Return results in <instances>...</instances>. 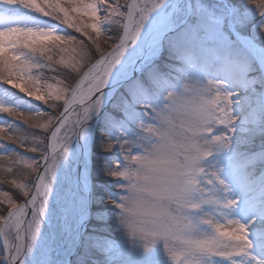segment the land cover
Wrapping results in <instances>:
<instances>
[{"label": "snow or ice", "instance_id": "1", "mask_svg": "<svg viewBox=\"0 0 264 264\" xmlns=\"http://www.w3.org/2000/svg\"><path fill=\"white\" fill-rule=\"evenodd\" d=\"M113 26L121 32L118 43L74 86L46 74L79 72L91 56L83 38L101 52ZM165 49L174 63L162 71L156 61ZM121 88L113 107L122 117L103 114ZM60 101L58 115L40 107L54 110ZM189 111L195 126L182 119ZM101 119L100 146L118 149L101 169L115 187H122L132 162L165 139L182 160L184 223L159 233L172 264H264V142L257 151L240 150L264 137V0L238 6L232 0H0V160H9L6 172L24 165L36 174L32 185L10 181L24 203L0 192L8 206L0 215V264H70L51 259L42 223L54 215L49 197L73 137L91 138L92 121ZM23 126L52 128L48 142L21 135ZM99 188L98 199L111 207L92 212L85 175L72 209L65 205L62 230L73 244L91 241L109 264L116 242L85 237L83 229L93 215L101 223L116 221L122 197Z\"/></svg>", "mask_w": 264, "mask_h": 264}, {"label": "rangeland", "instance_id": "2", "mask_svg": "<svg viewBox=\"0 0 264 264\" xmlns=\"http://www.w3.org/2000/svg\"><path fill=\"white\" fill-rule=\"evenodd\" d=\"M120 2L123 4L124 0H120ZM204 2L208 5H214L218 3L219 0H204ZM243 2L244 0H232V3L237 6ZM123 10L126 11L127 9L125 8ZM62 27L66 28V26ZM67 31L71 32L74 35H77L79 38H83L80 37V34L75 33L71 29H67ZM120 34V30L113 26L109 30V32L101 39V52H97L94 46L91 45V42L87 41L86 38H83L89 46L91 56L84 63L79 72H69L68 70L61 68L58 72H50L48 70H45L46 74L49 77L59 76V78L64 80L65 84L71 88L75 85L78 78L82 76V74L86 71L87 68L90 67L91 64L99 59L101 55H104L112 50L113 45L118 43V36ZM156 63L160 66L162 71H167L168 69L165 66L167 64L174 63V61L169 58L168 51L167 49H165L162 56L156 61ZM136 75L139 76V73H137ZM124 91L125 90L123 88L120 89V92L117 93V95L111 100V102L106 105L105 110L102 112L103 114L110 113L117 119L122 117L121 108L113 107V105L119 104L120 93H123ZM37 103L39 104V102ZM62 106V101L58 102V107L54 110L50 109L46 105H40L43 111L51 112L54 115L59 114ZM72 119H74V116L72 117ZM95 126L96 129H94L90 150V187L91 191L93 192L90 205L93 213L106 212L111 207L110 203L107 200L98 199L100 195V185H103L109 190V192L116 195L120 191L115 187L116 181H114V178L103 175L101 171V169L104 168L105 157L118 156V149L107 150L102 148L100 144L102 140V131L105 126V121L103 119L98 122L96 121ZM69 127H71V125H69ZM50 129L51 128L47 130H41L23 126L21 128L20 134L31 135L32 133H35L37 136L43 137L44 142L46 143V137L49 134ZM69 134L72 135V132L69 131ZM60 135L63 136V132ZM262 142H264V137L257 136L252 144L242 145L240 150L248 152L257 151L260 149ZM20 151L23 152L24 150L21 149ZM76 153L77 150L70 149L66 159L61 162V165L59 166L60 171L58 172V181L53 186V194L49 197V207L50 209L54 210V215L50 221L45 220L42 223V230L50 234V247H56V240L52 237L51 230H61L62 216L66 210L65 205L68 206V210H71L74 205V201L77 200L76 196L73 195V190H75L76 188L74 178L75 175L73 174V168L76 164ZM27 155L30 157H34L37 160L40 159V153L28 152ZM7 167H9V160L7 158H5L4 160H0V192H8L18 203H24L26 197H24L19 190L15 189L10 181L15 179L17 180V182H24L32 185L36 174L28 171L26 169V166L24 165L13 166L11 172L4 171V169H6ZM260 171L261 169L258 167L256 169V174L259 175ZM77 189L79 197V188ZM2 199L3 198L0 197V200ZM205 210H208L207 206H205ZM7 211L8 206L5 203H0V215H6ZM202 227L206 228L207 226L202 225ZM84 234L85 237L104 236L116 242L117 248L116 251L111 255L109 264H172L169 257L166 255L163 240H159L151 249H149L148 251H144L140 245L129 242V239L120 230L117 222L114 219L109 218L106 222L101 223L95 218V215H93L88 220L85 226ZM65 238L68 239V233H66ZM56 252L57 250L53 249L51 250L50 254L54 257L56 255ZM72 264H108V261L104 252L92 247L91 241L82 238L77 247V250L73 254Z\"/></svg>", "mask_w": 264, "mask_h": 264}, {"label": "clouds", "instance_id": "3", "mask_svg": "<svg viewBox=\"0 0 264 264\" xmlns=\"http://www.w3.org/2000/svg\"><path fill=\"white\" fill-rule=\"evenodd\" d=\"M195 99L192 98L193 103ZM182 119L186 125L197 124L194 112L189 111ZM130 168L122 187H116L120 190L117 197H122L116 222L130 243L148 251L163 240L159 235L162 229L183 226L179 207L183 198L182 160L165 139L155 149L148 147L147 154L132 162Z\"/></svg>", "mask_w": 264, "mask_h": 264}, {"label": "bare ground", "instance_id": "4", "mask_svg": "<svg viewBox=\"0 0 264 264\" xmlns=\"http://www.w3.org/2000/svg\"><path fill=\"white\" fill-rule=\"evenodd\" d=\"M84 87H87V82H85ZM105 91H107V89H105ZM106 105L102 106V112L105 110ZM95 122H96L95 120L92 121L93 124H95ZM93 134H94V130L92 131L91 138H88V139H81V138H74L73 137L72 143L69 147V150L70 149L77 150L76 164L73 168V170H74L73 174L75 175L74 178H75V185H76L75 190H73V195L76 196L77 199L79 198L77 188H79L80 178L86 175L88 178V182H89V171H90V165H91L90 150H91V143H92V139H93ZM69 135L71 136V134H69ZM86 136H87V134H86ZM82 155H83V158L81 157ZM57 171L59 172L60 170L58 169ZM29 216H30V214H29ZM62 225H63V216H62ZM51 233H52L53 238H58L60 246L62 248L63 253H62L61 258H59V259H65V260L69 261L70 264H72L73 253L76 251V248L79 245L80 241L78 243H75V244L71 243L67 238H65V235L67 232H64L62 230V228H61V230L57 229V231L51 230ZM54 248L55 247H52V246L50 247L51 250H53ZM57 249H58V247H57ZM56 257H57V255H55L54 257L51 255V259L54 262L59 260V259H56Z\"/></svg>", "mask_w": 264, "mask_h": 264}, {"label": "water", "instance_id": "5", "mask_svg": "<svg viewBox=\"0 0 264 264\" xmlns=\"http://www.w3.org/2000/svg\"><path fill=\"white\" fill-rule=\"evenodd\" d=\"M111 51V50H110ZM109 51V52H110ZM108 53V52H107ZM98 60V59H97ZM96 62V61H95ZM88 69V68H87ZM86 69V70H87ZM80 78H78V80H79ZM78 80L76 81V83L78 82ZM75 83V84H76ZM61 111H63V108L61 109ZM60 111V112H61ZM51 131H52V128L50 129V131H49V134L47 135V137H46V143L48 142V137L50 136V134H51ZM40 163L42 164L43 163V161H40ZM36 180V176H35V178H34V181ZM27 199V198H26ZM25 199V200H26ZM25 200H24V202H25ZM57 231V230H56ZM83 231H84V229H83ZM56 242H57V245H58V250H57V257H56V259H59V258H61V256H62V248H61V246H60V243H59V240H58V238H56Z\"/></svg>", "mask_w": 264, "mask_h": 264}]
</instances>
